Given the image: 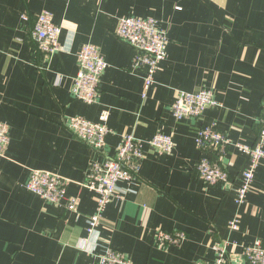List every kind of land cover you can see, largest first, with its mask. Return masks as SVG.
Listing matches in <instances>:
<instances>
[{"label": "crops", "instance_id": "crops-1", "mask_svg": "<svg viewBox=\"0 0 264 264\" xmlns=\"http://www.w3.org/2000/svg\"><path fill=\"white\" fill-rule=\"evenodd\" d=\"M41 11L62 27L52 55L31 36ZM128 16L156 19L168 39L144 97L143 72L131 68L135 49L116 35L119 18ZM87 43L107 62L94 103L72 94L76 54ZM199 89L211 90L219 105L176 119V92ZM263 99L264 0H0V122L9 136L0 154V264H88L92 257L78 243L96 206L86 187L90 164L113 155L125 134L146 142L159 132L172 135V152L144 143L137 180L120 182L129 191L102 212L96 252L126 253L129 264H196L212 262L213 245L225 243L224 264H246L243 246L264 240V159L236 204L233 192L197 177L196 163L205 154L237 181L248 157L233 144L220 155L202 153L195 137L200 126L213 125L232 142L254 143ZM103 109L110 132L97 151L64 122L75 115L95 122ZM32 169L65 178L76 210L27 189ZM235 216L239 225L231 229ZM159 230L186 236L162 244Z\"/></svg>", "mask_w": 264, "mask_h": 264}, {"label": "built area", "instance_id": "built-area-1", "mask_svg": "<svg viewBox=\"0 0 264 264\" xmlns=\"http://www.w3.org/2000/svg\"><path fill=\"white\" fill-rule=\"evenodd\" d=\"M61 25L54 22L49 11H41L36 16L31 36L37 43L38 49L52 55L60 49L59 37ZM116 35L128 42L135 49L131 68L143 72V91L154 83V74L166 57L167 34L152 17H120L116 27ZM78 71L73 78L72 94L74 98L85 103H94L100 94L99 79L107 68L100 49L94 44H84L76 54ZM219 105V101L211 90L199 89L194 92L177 91L171 105L173 116L178 119H196L203 109ZM109 110L100 112L98 121H90L81 116H69L65 119L66 128L79 140L94 150L104 145L105 137L110 132L107 125ZM259 131L252 144L232 142L225 133L217 130L213 125L198 128L195 143L202 153L209 150L218 155L225 152L228 145L233 144L248 157L247 166L241 173L239 180L229 177L227 169L218 161L201 154L196 163V175L204 183L221 187L225 191L234 193V201L241 204L249 192L254 174L260 160L264 159V99L261 101V111L258 118ZM9 141L8 126L0 122V154L3 153ZM144 143L161 153L169 154L174 147L171 134L156 133L148 141L137 139L131 134L122 136L113 155L103 162H92L89 166L86 187L95 192L96 206L94 212L88 216L86 236L80 238L78 245L91 255L88 264H129L128 254L103 248L96 252L99 244L98 225L102 212L109 201L120 200L129 191L119 183H134L140 173L144 157ZM68 181L60 175L41 169H32L25 182V187L41 198L53 202H65L69 210H76L78 199L66 195ZM239 218L233 217L229 222L231 229H237ZM183 232H168L159 230V243H179L185 238ZM91 244V245H90ZM88 245V246H87ZM214 260L212 262L198 261L196 264H224L226 260L225 243L213 245ZM243 258L246 264H264V240L257 239L243 246Z\"/></svg>", "mask_w": 264, "mask_h": 264}]
</instances>
